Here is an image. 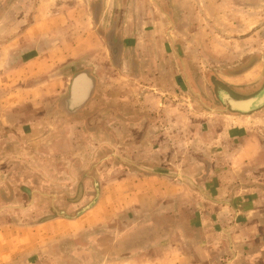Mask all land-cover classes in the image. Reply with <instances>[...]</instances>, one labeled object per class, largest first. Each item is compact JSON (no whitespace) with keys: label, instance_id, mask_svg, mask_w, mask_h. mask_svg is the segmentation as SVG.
I'll return each mask as SVG.
<instances>
[{"label":"crops","instance_id":"crops-1","mask_svg":"<svg viewBox=\"0 0 264 264\" xmlns=\"http://www.w3.org/2000/svg\"><path fill=\"white\" fill-rule=\"evenodd\" d=\"M59 1L66 7L69 0ZM183 1L151 0V3L133 4L132 0H124L122 12L127 15L119 26L123 37L119 43L125 47L121 51L124 59L128 57L130 69L117 86L106 80L100 83L99 64L91 67L88 63L71 77L67 69L60 71V83L54 86L35 85L21 90V81L51 76L54 71L51 61L44 53L41 56L36 41L27 42L28 48L22 55L13 50L4 61L2 58V70L5 62L8 70L6 74L1 72L0 78V94H3L0 96V264H14L20 257L44 248L53 238L67 236V231L57 232L64 225L72 227L71 233L91 229L111 223L113 216L127 209L134 211L132 220L139 223L133 234H129L131 241L136 242L134 239L145 228L139 226L146 218L143 212L182 199L180 186L174 179L158 173L140 177L132 174L136 169L131 166L137 162L139 166L145 164L157 170L180 169L181 157H192L193 168L202 174L200 178L193 176L189 168L190 183L215 180L216 195L205 200L206 209L199 218L190 220L192 250L179 243L162 253L160 260L152 256L151 261L142 262L148 241H141L133 247L127 246L122 255L124 260L119 263L264 264V145L252 137L228 146V137L222 135L218 144H211V134L203 129L205 125L197 129L200 120H185L177 115L178 109L188 103L173 99L195 93L189 72L179 69L180 54L176 52L183 40L189 39L181 31L189 21L186 20L189 11L181 5ZM63 7L57 16L53 13L48 22L44 19L34 23L24 35L2 43L0 49L4 51L26 39L30 41L36 29L69 28L68 17L74 14L72 10L70 15L61 14ZM17 8L20 7L12 4L13 19L8 23L11 27L19 24L18 18H14ZM25 9L23 6L19 12ZM51 10L47 5L39 12ZM32 11L35 12L34 6ZM135 19L137 25L132 24ZM70 27L78 29L81 25L73 23ZM40 62L43 66L37 67ZM65 65H69L68 60ZM181 73L185 77L183 83L178 80ZM81 75L92 85L87 102L77 106L79 103L70 98L71 86L74 78ZM10 81H17L18 88ZM122 95L124 101H117ZM202 104L206 106V102ZM181 140L194 144L186 152L181 149ZM206 151L210 156L205 155ZM117 158L129 164L125 166L128 173L108 182L102 176L98 202L90 211L74 220L54 218L47 223L17 218L21 217V209L12 207L16 200H51L47 193L50 189L68 187L74 180L72 175L77 178L96 169L99 174L109 171L115 167ZM217 169L218 177L211 178ZM4 205L7 207L2 208ZM197 206L191 207L190 218L197 213ZM169 210L170 207L160 218L169 215ZM117 252L119 249L113 246L108 249L110 254Z\"/></svg>","mask_w":264,"mask_h":264},{"label":"rangeland","instance_id":"rangeland-1","mask_svg":"<svg viewBox=\"0 0 264 264\" xmlns=\"http://www.w3.org/2000/svg\"><path fill=\"white\" fill-rule=\"evenodd\" d=\"M136 2L144 4L151 3V0H132L133 4ZM61 3L59 0H0V47L2 43L24 35L28 27L33 26L34 23L44 19L48 22L53 13L57 16L59 8L65 5ZM12 4L20 7L16 9L17 17H14L18 18L16 20H19V24L14 27L8 25L13 19V14L10 12ZM47 5L53 10L39 12ZM123 5L124 0H69L61 13L70 15L71 10L73 11L74 17H68L69 28L36 29L32 32L30 41L26 39L24 43L15 47L4 51L0 49V78L1 72L6 74L8 70L6 62L2 70V58L4 61L13 50L20 51L22 55L28 48L27 42L36 41L37 48L42 51L41 56L48 57L54 71L48 77H37L30 82L21 81V90L35 85L54 86L60 83L58 82L61 80L58 74L60 71L67 69L68 77H71L88 63L91 67L99 64L100 83L106 80L109 84L117 86L122 83L118 81L124 80L125 74L130 69L127 63L128 57L124 59V53L121 51L125 47L119 43L123 38L119 26L123 24L124 15H127L122 12ZM181 5L184 10L189 11L186 18L189 21L184 23L186 29L181 30L187 33L189 39L183 40V45L181 43L176 52L180 54L179 69L189 72L195 93L190 92L185 97L173 99L174 102L180 100L188 103V106L178 109L177 115L185 120L187 118L200 120V125L196 127L200 129L205 125L203 129L211 134V144H218L219 136L222 135L228 137V146L240 143L241 139L252 137L258 138L264 145V108L251 114H238L232 112L219 98L221 91L229 93L236 99L251 98L264 87V0H184ZM23 6H26L25 11L19 12ZM33 6L35 12L32 11ZM127 10L129 11V8ZM135 22L136 19L132 24L137 25ZM73 23H78L81 27L78 29L70 27ZM128 47L133 46L128 45ZM66 57L71 59H65ZM66 60L69 65H65ZM40 65L43 66V62L37 67ZM181 75L178 80L183 83L185 77L182 73ZM10 84H15L14 87L18 88L17 81H10ZM45 96L51 98V95L45 94ZM117 101L123 102V95ZM202 102H206V106ZM203 120L205 124L202 123ZM191 143L194 144L181 140V149L184 148L187 152ZM205 155L210 156L207 151ZM262 155L264 156L263 151ZM192 160V157H181L180 164L183 165L180 169L173 170H161L164 168L157 170L145 164L139 166L137 162L131 166L137 171L132 174L140 177L158 173L163 177L174 179L177 186H180L179 194L182 199L176 200L178 204L175 201L171 204L169 201L156 210L143 212L146 218L139 226L145 228L144 231L142 229L140 237L134 239L136 242L131 241L129 234H133L132 230L137 228L139 223L132 220L134 211L127 209L118 216H113L111 223H103L91 229L71 233L72 227L68 224L64 225L65 227L59 228L57 232L67 231V236H62L61 239L53 238L44 247L45 249H37L29 256L20 257L14 264H120L119 262L124 260L122 255L125 248L127 246L130 248L141 241L143 243L148 241L147 253L143 256L142 262L147 259L151 261L152 256L160 260L162 253L179 243L190 246L192 250L190 242L193 235L190 233V220L199 218L204 213L205 200L216 193H214V179L206 184L189 182L187 178L189 168H192L190 171L193 176L197 175L200 178L202 175L198 173L197 168H193L195 164ZM113 164H115L113 169L110 168L111 170L105 172H102V169L100 174L94 167L95 171L84 173L83 176L75 178L76 175H72L74 180L69 182L68 187L61 185L47 192L51 200H16V204L12 207L21 209V217L17 218L30 223H47L54 218L74 220L79 213L85 214L98 202L104 178L108 182L128 173L125 166L129 164L120 158L114 160ZM186 164L188 165L185 166ZM217 170L218 172L211 173V178L213 175L218 177L219 169ZM102 176L106 177L102 179ZM193 205H198V209L190 218ZM4 207L7 205L2 208ZM168 207L170 210L167 213L170 214L160 218V214H165ZM179 217L182 218L180 221ZM110 246L118 248L120 252L108 253Z\"/></svg>","mask_w":264,"mask_h":264},{"label":"water","instance_id":"water-1","mask_svg":"<svg viewBox=\"0 0 264 264\" xmlns=\"http://www.w3.org/2000/svg\"><path fill=\"white\" fill-rule=\"evenodd\" d=\"M91 82L83 75L74 78L71 86L70 98L77 102V106H83L88 100V91L91 88ZM220 101L228 106L232 112L238 114H251L264 108V87L251 98L236 99L229 93L221 91L219 93ZM81 213L78 214L80 216Z\"/></svg>","mask_w":264,"mask_h":264}]
</instances>
